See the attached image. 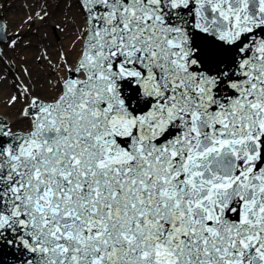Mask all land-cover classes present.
Listing matches in <instances>:
<instances>
[{
  "label": "snow or ice",
  "instance_id": "snow-or-ice-1",
  "mask_svg": "<svg viewBox=\"0 0 264 264\" xmlns=\"http://www.w3.org/2000/svg\"><path fill=\"white\" fill-rule=\"evenodd\" d=\"M6 7L0 264H264V0Z\"/></svg>",
  "mask_w": 264,
  "mask_h": 264
},
{
  "label": "rangeland",
  "instance_id": "rangeland-1",
  "mask_svg": "<svg viewBox=\"0 0 264 264\" xmlns=\"http://www.w3.org/2000/svg\"><path fill=\"white\" fill-rule=\"evenodd\" d=\"M10 2H14V5L12 7V9L14 10H8L9 13H4V19L5 21L8 23L9 28L13 31L17 30L16 27L17 25L15 24L16 19L11 18L10 15L15 14L16 18L19 20L21 19L23 16H27L29 14L28 10L24 7L25 4H29L31 5L33 3V0H11ZM35 11V9H33V12ZM12 13V14H10ZM54 22H60L62 23V19L59 16L58 13H54L53 17L51 19L46 20L44 23H41L39 21H37L36 23H34L32 25V29H25L23 32V34L25 35L26 38H30L33 41V47L32 50L34 51L33 54L35 56V46L37 43H42L44 45H52V47L55 46L54 41H52L51 36H52V32L55 31L52 28V25ZM45 33H48V37H45ZM66 39H68V37H64L62 40V43H64L66 41ZM31 50H29L27 53H29ZM49 51H52V48H49ZM26 53V54H27ZM10 55H14L11 54ZM53 56L55 57V53L53 52ZM33 60L34 57L31 59H27V66L32 67L33 71L35 72V67L33 65ZM11 94V89L10 87L5 84L4 86V93L3 95H0V112H6L7 108H6V104H5V100L7 98V96H9Z\"/></svg>",
  "mask_w": 264,
  "mask_h": 264
},
{
  "label": "bare ground",
  "instance_id": "bare-ground-1",
  "mask_svg": "<svg viewBox=\"0 0 264 264\" xmlns=\"http://www.w3.org/2000/svg\"><path fill=\"white\" fill-rule=\"evenodd\" d=\"M11 1V0H10ZM11 3V7H6L4 10H3V14L6 12V13H9L10 12V10H14V9H12V7H13V5H14V2H10ZM10 9V10H9ZM8 10H9V12H8ZM15 11V10H14ZM10 14H12V13H10ZM11 16V18H14V19H16V22H15V24L17 25V27H16V29H18V28H20V26H21V22L23 21V20H25L26 19V17L28 16H23L21 19H17L16 18V15L15 14H12V15H10ZM25 29H27L26 27L25 28H23V29H21L22 31H24ZM67 40L68 39H66V41L64 42L65 43V46H66V42H67ZM33 50L31 49V51L29 52V53H25V55L29 58V59H31V58H33L34 57V54H33ZM5 86V85H4Z\"/></svg>",
  "mask_w": 264,
  "mask_h": 264
}]
</instances>
